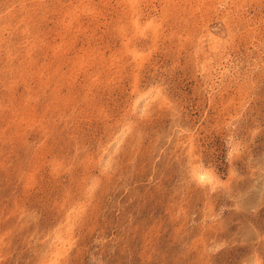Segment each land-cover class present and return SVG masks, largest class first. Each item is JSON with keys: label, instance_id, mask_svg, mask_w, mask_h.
Returning <instances> with one entry per match:
<instances>
[{"label": "rangeland", "instance_id": "1", "mask_svg": "<svg viewBox=\"0 0 264 264\" xmlns=\"http://www.w3.org/2000/svg\"><path fill=\"white\" fill-rule=\"evenodd\" d=\"M0 264H264V0H0Z\"/></svg>", "mask_w": 264, "mask_h": 264}, {"label": "bare ground", "instance_id": "2", "mask_svg": "<svg viewBox=\"0 0 264 264\" xmlns=\"http://www.w3.org/2000/svg\"><path fill=\"white\" fill-rule=\"evenodd\" d=\"M199 170V169H198ZM196 170L195 171V175L198 177L200 175H205L206 176V181L205 182H209L213 179V175H211V173H209L208 171H203L201 169V171H198ZM215 179V178H214ZM199 181V180H198ZM211 183V182H210ZM57 246V245H56Z\"/></svg>", "mask_w": 264, "mask_h": 264}, {"label": "snow or ice", "instance_id": "3", "mask_svg": "<svg viewBox=\"0 0 264 264\" xmlns=\"http://www.w3.org/2000/svg\"><path fill=\"white\" fill-rule=\"evenodd\" d=\"M196 179H198L200 183H204L206 181V176L200 175V176L196 177Z\"/></svg>", "mask_w": 264, "mask_h": 264}]
</instances>
